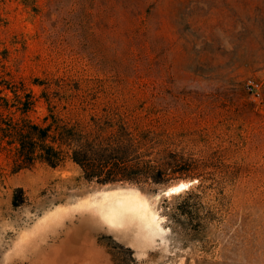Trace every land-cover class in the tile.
<instances>
[{"label": "rangeland", "instance_id": "rangeland-1", "mask_svg": "<svg viewBox=\"0 0 264 264\" xmlns=\"http://www.w3.org/2000/svg\"><path fill=\"white\" fill-rule=\"evenodd\" d=\"M129 90L162 93L128 101L184 122L171 149L208 165L157 191L98 186L70 161L16 169L3 129L0 264H40L84 215L73 204L115 188L137 189L158 226L92 227L91 264H264V0H0L2 127L45 124L53 108L67 120L82 101L125 103ZM224 167L238 175L220 183Z\"/></svg>", "mask_w": 264, "mask_h": 264}, {"label": "trees", "instance_id": "trees-1", "mask_svg": "<svg viewBox=\"0 0 264 264\" xmlns=\"http://www.w3.org/2000/svg\"><path fill=\"white\" fill-rule=\"evenodd\" d=\"M122 95L125 103L104 104L101 108L82 101L71 109L67 120L54 108L43 118L45 124L11 117L4 128L0 120V131L5 129L8 133L4 142L11 146L13 166L21 169L39 159L58 167L70 161L80 168L77 178L85 182L98 186L131 184L141 190L157 191L208 165L202 158L195 163L181 162L183 153L171 149L175 138L189 134V126L162 114L154 104L144 106L128 101L144 100V95L162 97V93L129 90ZM95 98L97 95L93 94L92 99ZM31 103L25 102L22 111L30 110ZM85 113L88 117L81 118ZM2 115L0 111V118ZM217 174L220 183H227L236 178L238 171L224 167ZM225 189V185L213 188L219 194Z\"/></svg>", "mask_w": 264, "mask_h": 264}, {"label": "bare ground", "instance_id": "bare-ground-1", "mask_svg": "<svg viewBox=\"0 0 264 264\" xmlns=\"http://www.w3.org/2000/svg\"><path fill=\"white\" fill-rule=\"evenodd\" d=\"M187 183H178L167 189L165 193L171 194L183 190L187 187ZM97 193L98 195L84 197L73 204V209L84 215L77 225L65 227L64 237L60 243L50 247L48 252H43L47 254L40 257V264H61V262L91 264L97 254V249L87 233L92 227L105 226L121 230L131 229L137 224L148 229L157 228V215L148 208L147 200L137 189L115 188Z\"/></svg>", "mask_w": 264, "mask_h": 264}, {"label": "built area", "instance_id": "built-area-1", "mask_svg": "<svg viewBox=\"0 0 264 264\" xmlns=\"http://www.w3.org/2000/svg\"><path fill=\"white\" fill-rule=\"evenodd\" d=\"M246 89L254 95H259L260 84L258 81L248 78L245 80Z\"/></svg>", "mask_w": 264, "mask_h": 264}, {"label": "water", "instance_id": "water-1", "mask_svg": "<svg viewBox=\"0 0 264 264\" xmlns=\"http://www.w3.org/2000/svg\"><path fill=\"white\" fill-rule=\"evenodd\" d=\"M171 187H173V186H171ZM169 188H170V187H168L167 189H169ZM167 189L163 190V193H164V194H166L165 191H166Z\"/></svg>", "mask_w": 264, "mask_h": 264}]
</instances>
